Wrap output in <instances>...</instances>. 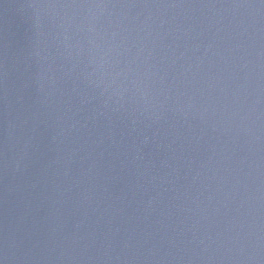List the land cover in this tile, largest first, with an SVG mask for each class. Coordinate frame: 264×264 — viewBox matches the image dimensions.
<instances>
[{
  "label": "water",
  "instance_id": "1",
  "mask_svg": "<svg viewBox=\"0 0 264 264\" xmlns=\"http://www.w3.org/2000/svg\"><path fill=\"white\" fill-rule=\"evenodd\" d=\"M0 264H264V0H0Z\"/></svg>",
  "mask_w": 264,
  "mask_h": 264
}]
</instances>
